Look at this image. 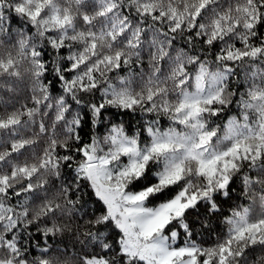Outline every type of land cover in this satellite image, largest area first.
I'll return each instance as SVG.
<instances>
[{
    "label": "snow or ice",
    "instance_id": "snow-or-ice-1",
    "mask_svg": "<svg viewBox=\"0 0 264 264\" xmlns=\"http://www.w3.org/2000/svg\"><path fill=\"white\" fill-rule=\"evenodd\" d=\"M237 177L249 203L224 215ZM30 226L77 259L29 261ZM255 251L264 0H0V264H264Z\"/></svg>",
    "mask_w": 264,
    "mask_h": 264
},
{
    "label": "trees",
    "instance_id": "trees-1",
    "mask_svg": "<svg viewBox=\"0 0 264 264\" xmlns=\"http://www.w3.org/2000/svg\"><path fill=\"white\" fill-rule=\"evenodd\" d=\"M179 47V45H177ZM121 75L124 73L121 72ZM31 106V105H29ZM237 111L233 107L229 110H226L225 114L218 118L217 123H220L228 118V116L236 115ZM148 118V117H146ZM137 120H139V116H132L131 114H124L116 119H114L113 122H121L123 121L125 126L128 127L131 125V128L129 131H134ZM168 126V121L165 119L162 121V128H166ZM105 128L98 129V132L103 135ZM91 134L90 128L86 126L82 132L81 135L85 141H87L88 136ZM60 139H63V136L59 137ZM146 138V134H145ZM45 145L41 143L38 146V151L42 150V148ZM61 151L62 150H59ZM232 188L235 190L232 194L230 199L222 200V212L224 215H227L228 212L235 207L238 204H243L245 206L248 205L249 201L246 198H243L242 196V187L239 177L236 178L235 183L232 184ZM239 197V198H238ZM87 199V197H86ZM40 201H34L33 206L36 204H39ZM199 211L203 213L204 209L200 208ZM260 212V206L259 202L255 205L252 211V218L255 219L257 215ZM191 218H195V213H190ZM222 217H213L210 228L203 230V236L202 237H194V239H197L198 243H201L204 247H210L216 242V237L220 235L223 231L222 227L220 226V220ZM198 231H201L199 228ZM29 231L32 233L31 236V243L28 246V256L27 258L29 261H32L36 258L41 257V251L40 249L51 246L50 251L47 253V255L44 258L53 259V260H69V261H75L77 259L78 249H73L71 246V240L68 237H51V238H45L43 234L37 233L35 227L30 226ZM61 240H64L63 243H61ZM66 249V250H65ZM264 253H260L259 251H255V254L250 253V260H255L256 256L261 255Z\"/></svg>",
    "mask_w": 264,
    "mask_h": 264
}]
</instances>
